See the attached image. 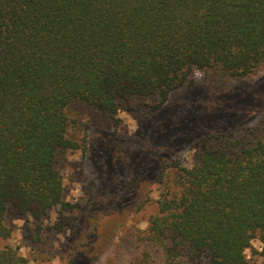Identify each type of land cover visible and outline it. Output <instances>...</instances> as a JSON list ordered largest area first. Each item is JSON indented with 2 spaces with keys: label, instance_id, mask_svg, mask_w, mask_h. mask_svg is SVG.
<instances>
[{
  "label": "trees",
  "instance_id": "obj_1",
  "mask_svg": "<svg viewBox=\"0 0 264 264\" xmlns=\"http://www.w3.org/2000/svg\"><path fill=\"white\" fill-rule=\"evenodd\" d=\"M263 69L264 0H0V242L12 234L9 210L41 220L72 209L57 153L82 149L80 110L113 116L143 98L157 111L197 72L218 94ZM192 148L191 166L166 158L152 177L159 197L143 238L160 245L162 264H252L253 239L264 258V112L243 133L203 134ZM88 222L69 264L110 223ZM26 263L0 247V264Z\"/></svg>",
  "mask_w": 264,
  "mask_h": 264
},
{
  "label": "rangeland",
  "instance_id": "obj_2",
  "mask_svg": "<svg viewBox=\"0 0 264 264\" xmlns=\"http://www.w3.org/2000/svg\"><path fill=\"white\" fill-rule=\"evenodd\" d=\"M153 105L152 99L134 98L121 101L113 116L80 110L73 132L82 149L57 153L64 197L72 209L63 212L55 206L41 220L9 210L6 222L12 234L0 247L16 248L26 264H69L72 240L85 233L90 219L104 216L110 223L93 249L83 250L72 264H137L138 255L149 264H162L160 245L143 238L159 197L152 177L166 158L191 166L196 156L192 143L203 134L221 130L239 135L254 127L264 112V69L238 81L233 93L218 94L197 72L196 85L173 93L157 111ZM128 183L132 195L124 194ZM261 250L262 243L253 239L252 249L246 250L252 264H264Z\"/></svg>",
  "mask_w": 264,
  "mask_h": 264
}]
</instances>
